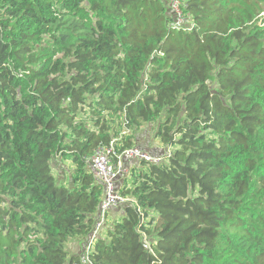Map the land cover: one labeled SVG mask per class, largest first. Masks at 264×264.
<instances>
[{
	"label": "trees",
	"instance_id": "trees-1",
	"mask_svg": "<svg viewBox=\"0 0 264 264\" xmlns=\"http://www.w3.org/2000/svg\"><path fill=\"white\" fill-rule=\"evenodd\" d=\"M179 1L190 31L170 0H0V264H75L120 119L119 151L170 152L79 264H264V0Z\"/></svg>",
	"mask_w": 264,
	"mask_h": 264
},
{
	"label": "built area",
	"instance_id": "built-area-1",
	"mask_svg": "<svg viewBox=\"0 0 264 264\" xmlns=\"http://www.w3.org/2000/svg\"><path fill=\"white\" fill-rule=\"evenodd\" d=\"M185 9L186 5L179 0H170L169 11L173 16L171 28L177 31L181 29L191 30V27L186 25ZM120 140L113 138L107 145L99 147L87 161V170L94 182L101 187L102 196L90 235L84 242H77L81 250L85 248L89 250L84 252L82 262L88 260L89 252L94 249L95 242L102 236V231L107 224L108 213L133 203L132 197L125 195V191L128 189L126 181L130 170L139 168L141 163L148 166L160 162L158 156H154L139 147L119 151L118 143ZM144 243L147 244L146 240Z\"/></svg>",
	"mask_w": 264,
	"mask_h": 264
},
{
	"label": "rangeland",
	"instance_id": "rangeland-1",
	"mask_svg": "<svg viewBox=\"0 0 264 264\" xmlns=\"http://www.w3.org/2000/svg\"><path fill=\"white\" fill-rule=\"evenodd\" d=\"M144 78H146V76H144ZM210 88L214 89V85L210 84ZM79 111V116L85 117V116H89L90 117V111L87 108H81ZM78 114V112H77ZM79 116H77V121L79 120ZM121 119L120 120H116L117 124H120L121 127H123V123H121ZM118 128L116 130H113V138L114 139H121L122 136H124V132L122 128ZM158 126L157 125H150L148 127L145 128V130H143V132H145L148 136L149 139L152 140L153 142V147L152 149H155L152 152L153 155L155 156H160L161 154H159L158 151L164 150L165 152H162V160L165 159V156L168 155L167 151L165 149L168 148H164V144L161 142V140L159 138L156 137V131H158ZM142 131V130H141ZM140 133H136L137 136H139L140 134L142 135L143 132ZM172 133V132H171ZM169 150V149H168ZM170 152V150H169ZM51 175L53 176L54 180L56 181V184L68 189V187L72 186L71 183V175L73 173L72 171V167L70 166V164H68L67 161H62L59 158L58 159H53L52 160V166H51ZM146 171H144V173H150L151 170L150 168L148 169V167L145 169ZM137 175L138 172H131L128 176L126 185L128 186V189L125 191V195H129V191L132 190L134 188V186L137 184ZM68 250H69V257L74 258V262L75 264H79L80 260L79 259H83L84 257V252L89 251L86 248L84 250H81V248H79V244L77 243V241L71 240L68 242L67 244ZM149 248V247H148Z\"/></svg>",
	"mask_w": 264,
	"mask_h": 264
},
{
	"label": "crops",
	"instance_id": "crops-1",
	"mask_svg": "<svg viewBox=\"0 0 264 264\" xmlns=\"http://www.w3.org/2000/svg\"><path fill=\"white\" fill-rule=\"evenodd\" d=\"M145 130V129H144ZM141 132H143V129H142V131ZM138 137V136H137ZM139 137H140V139H139V142H141V143H139V146L140 147H142V148H144V150H146V151H148L150 154H152V152H150V151H153V150H155V149H152V147H153V142H152V140H150L149 139V136L145 133V132H143V134L141 135H139ZM138 144V143H137ZM162 151V150H161ZM161 151H158V152H161ZM154 154V153H153ZM152 154V155H153ZM127 167H129L128 166V164H127ZM132 172V170H130V173ZM121 211H118V212H115V211H112L111 212V216L113 217V218H115V217H120L121 216Z\"/></svg>",
	"mask_w": 264,
	"mask_h": 264
}]
</instances>
